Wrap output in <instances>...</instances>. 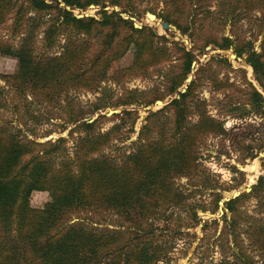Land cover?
<instances>
[{
  "label": "trees",
  "instance_id": "1",
  "mask_svg": "<svg viewBox=\"0 0 264 264\" xmlns=\"http://www.w3.org/2000/svg\"><path fill=\"white\" fill-rule=\"evenodd\" d=\"M107 1L109 6H119L124 12H129L130 6L137 10L139 2ZM156 1L148 10L156 14L163 2V20L191 38H195V23H189L183 14L193 12L196 19H208L213 13L207 7L214 0ZM92 4L101 7V18L79 17L75 13V9L83 10ZM256 10L261 15L253 18L257 26L253 38L212 35L205 39L204 47L214 44L222 50H232L237 59L252 67L255 80L264 90V0H220L217 13L220 25L230 22L233 27L238 16H249ZM61 36L64 44L60 43ZM260 36L258 50L256 42ZM157 40L164 44L158 45ZM168 41L149 26L135 27L132 19L123 17L116 9L108 11L106 0H0V55L14 57L20 64L18 73L2 77L23 91L29 88L33 93L44 94L51 103L59 105L68 88L96 91L132 44L134 61L127 72L129 77L147 76L154 66L172 61L176 55L178 60L175 69L166 74L164 92L157 88L151 92L131 90L117 100L103 97L95 104L94 112L129 105L147 107L171 96L168 103L146 117L137 140L133 141L135 150L124 153L120 160L104 154L103 149L117 139L122 126H128L125 139L132 137L139 118L135 109L114 112L112 119H120L122 124L116 123L105 132L100 129L104 114L93 121H81L76 112L72 113L67 120L74 125L69 134H82L74 142V157L59 162L53 156L68 154L67 137L40 142L28 139L21 130L0 126V264H159L168 255V249L156 247L148 240L152 230L136 220L160 218L163 208L187 203L185 193L175 185L177 177H198L204 181L199 142L208 131L225 133L227 128L224 120L209 113L207 99L198 96L201 84L208 80L214 90L225 91L227 101L224 99L219 113L233 115L249 104L256 106L253 111L264 117L263 92L248 78L245 68H233L229 58L221 54L200 64L187 90L182 91L197 59L195 45L192 49L180 46L176 52L166 44ZM39 42L42 51L38 49ZM58 47L63 48L60 54H49ZM222 67L230 68L234 77L221 78ZM2 100L0 96V107L4 105ZM196 114L199 119L194 123L191 118ZM162 115L168 119L154 136L156 118ZM61 126L63 130L67 128L65 124ZM246 148L247 155L239 162L245 164L246 159L261 156L264 170V150L256 152L252 145ZM231 169L238 171L235 165ZM35 191L51 192L50 205L32 207ZM250 196L263 202L264 174L250 192L225 201L223 231L228 238L222 237L221 243L234 251L232 259L224 256L219 264H257L254 255L243 248L242 221L253 250L264 261V221L240 208ZM221 199L222 196L214 198L212 211L220 207ZM90 208L113 210L134 225L121 232L112 227L88 228L71 222L77 209ZM213 222L218 223L217 219Z\"/></svg>",
  "mask_w": 264,
  "mask_h": 264
},
{
  "label": "rangeland",
  "instance_id": "2",
  "mask_svg": "<svg viewBox=\"0 0 264 264\" xmlns=\"http://www.w3.org/2000/svg\"><path fill=\"white\" fill-rule=\"evenodd\" d=\"M105 1V0H104ZM219 1L214 0L211 6L207 9L213 12L208 19H196L195 13H184L188 18L189 23H195L194 32L195 38L188 35L179 34L175 30L164 29L161 20L163 2L157 13V16L148 18L147 14L152 13L148 9L156 4V0H139L137 2V10L129 7V12H124L119 6H109L106 0L108 11L116 9L121 15L127 19H132L135 23L143 26L151 27L159 35L166 36L169 47L178 52L180 46H186L187 49L194 47V53L197 55L196 65H193L191 74L192 79L186 81L183 88H188V84L194 79L195 72L200 64L207 63L212 55L221 54L229 58L233 68L243 67L246 69L248 78L260 89L264 94V90L260 87L255 80L253 69L246 64L245 60L237 59L232 50H222L214 44L204 47L205 39L209 36L221 37L223 35H236L253 38V34L257 32L256 22L253 20L255 16H260L259 10L252 12V15L238 16L236 25L232 27L230 22L225 25H220V17L217 11L219 10ZM70 9L69 6H67ZM75 13L79 17L84 16H97L101 18V7L98 5H90L87 8L80 10L75 9ZM214 17V18H213ZM195 20V22H194ZM165 21V20H163ZM167 22V21H166ZM169 23V22H168ZM174 25V24H171ZM176 26V25H175ZM136 27V26H135ZM42 34L40 39L42 38ZM195 43H193V41ZM262 37L256 42V48L260 50L259 45ZM157 44H164V41L157 40ZM64 36L60 37V43L64 44ZM39 51L43 50L42 43L39 42ZM134 45L122 56L117 62L114 63L108 72V79L101 82L98 89L95 90H80L76 88H68L63 91L59 100V105L54 102L48 101L42 93H33L29 88L23 91L15 85H10L2 76L16 74L20 71V64L18 60L11 56L0 55V96L3 98L4 105L0 107V126L10 128L13 131L21 130L23 135L28 139L41 140H56L59 136L68 138L67 152L68 154L58 153L53 156L56 162L63 158L70 156L74 157V142L82 134L74 132L69 134L73 124H69L67 120L71 114L76 112L78 118L83 120H92L99 117V114H104L106 117H101L100 129L105 132L113 127V125L122 124L120 119H112L114 112H121L124 108L137 110L139 118L135 124V132L129 139H125L127 125L122 126L119 130V136L113 140L110 145L103 149V153L107 155L116 156L119 160L124 153H129L136 148L135 142L138 138L141 127L145 124L146 117L152 112L160 109L171 99V96L166 97L158 104V101L151 106L143 105H129L119 107L103 108L99 112H94V106L100 98L111 96L113 100L124 97L125 92L131 90L139 91H152V89H159L165 91L166 88V74L171 73L175 69L178 60L174 59L168 62H162L154 66L151 73L147 76H128L127 72L134 61ZM57 51V52H55ZM63 48L58 47L49 52V54H60ZM228 67H222L220 70L221 78L227 75L234 77V73ZM149 92V93H150ZM198 96L207 99L209 106L207 110L213 116L225 121L227 131L221 133L215 130L208 131L205 139L200 140L199 148L203 152L202 164L203 179L201 181L198 177L188 178L186 176L177 177L175 180L176 187L185 193L187 203L182 207L163 208L160 212V218H151L145 222H141L137 218V222L143 223L148 228V240L153 245L160 248L168 249V255L165 256L159 264H219L224 256L232 259L234 250H228L222 245V237L224 236V217L225 212V198L232 196L236 191L252 190V186L257 183L259 176L264 174L263 158L261 156L256 158H248L245 164L239 162L243 155H247V145L254 146L256 152H263L264 148V117L257 115L254 110V105L245 104L242 109L233 113V115H223L221 104L226 99L224 90H214L210 81H204L198 89ZM148 93V94H149ZM229 93V92H228ZM178 97V95H177ZM160 102V103H161ZM239 115V116H237ZM171 116V113L169 114ZM168 116V117H169ZM237 116V117H234ZM168 118L164 115L157 117V129L154 131V136H157L159 130ZM198 115H194L191 120L196 123ZM61 124L66 125L63 130ZM168 127L171 123L166 124ZM44 142V141H43ZM264 154V153H263ZM235 165L238 171L231 169ZM248 187L250 190L248 191ZM222 196L220 200V207L214 212L212 211L214 205V198ZM52 201V193L49 191H35L31 197V205L34 208H45L50 205ZM240 208L248 214L253 215L264 221V200L259 202V198L250 196L243 200ZM229 213V212H228ZM229 215V214H228ZM217 219L218 223L213 220ZM71 222L80 223L88 228H103L112 227L118 231L126 232L129 226L134 225L129 220L116 214L113 210H99L97 208L81 209L73 214ZM209 222L203 228V225ZM245 221H242L240 229V236L242 238L243 248L250 254L254 255L257 264H264L260 255L253 250L251 245V238L245 231ZM231 256V257H230Z\"/></svg>",
  "mask_w": 264,
  "mask_h": 264
},
{
  "label": "water",
  "instance_id": "3",
  "mask_svg": "<svg viewBox=\"0 0 264 264\" xmlns=\"http://www.w3.org/2000/svg\"><path fill=\"white\" fill-rule=\"evenodd\" d=\"M147 16H148V18H152V16L154 17V20H156L157 19V16L155 15V14H153V13H148L147 14ZM161 21V24H162V26H163V28L164 29H171V30H175V31H177L179 34H181L180 32H179V29H178V27L177 26H175V25H171L170 23H168V22H166V21H163L162 19H160ZM135 26L136 27H138V28H141L142 26L140 25V24H138V23H135ZM182 35V34H181ZM183 36V35H182ZM246 63V62H245ZM197 64V62L196 61H194L193 62V65H196ZM247 64V63H246ZM192 79V76H190L189 78H188V81L189 80H191ZM183 91H186V88H183ZM161 101H158V104H162V102L160 103ZM94 119H90L89 121H93ZM42 142L43 141H45V140H41ZM250 190V188L248 187V191ZM241 194V191H236V192H234L233 194H232V196H226V198H225V201H228V200H230L231 198H235V197H237V196H239Z\"/></svg>",
  "mask_w": 264,
  "mask_h": 264
}]
</instances>
